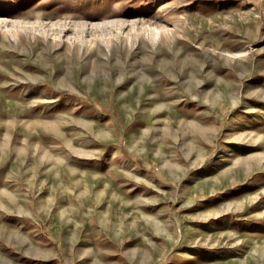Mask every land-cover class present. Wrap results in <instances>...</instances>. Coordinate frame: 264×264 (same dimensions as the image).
<instances>
[{"label": "rangeland", "instance_id": "rangeland-1", "mask_svg": "<svg viewBox=\"0 0 264 264\" xmlns=\"http://www.w3.org/2000/svg\"><path fill=\"white\" fill-rule=\"evenodd\" d=\"M0 264H264V0H0Z\"/></svg>", "mask_w": 264, "mask_h": 264}]
</instances>
